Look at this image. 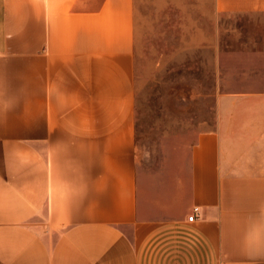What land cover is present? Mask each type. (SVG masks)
I'll return each mask as SVG.
<instances>
[{
    "label": "crops",
    "instance_id": "obj_1",
    "mask_svg": "<svg viewBox=\"0 0 264 264\" xmlns=\"http://www.w3.org/2000/svg\"><path fill=\"white\" fill-rule=\"evenodd\" d=\"M144 2L0 0V264H264V0L186 5L207 116L168 195L135 164Z\"/></svg>",
    "mask_w": 264,
    "mask_h": 264
},
{
    "label": "rangeland",
    "instance_id": "obj_2",
    "mask_svg": "<svg viewBox=\"0 0 264 264\" xmlns=\"http://www.w3.org/2000/svg\"><path fill=\"white\" fill-rule=\"evenodd\" d=\"M192 1L145 0L139 15L135 164L147 195H168L188 179L190 148L207 116L202 47L187 43Z\"/></svg>",
    "mask_w": 264,
    "mask_h": 264
},
{
    "label": "built area",
    "instance_id": "obj_3",
    "mask_svg": "<svg viewBox=\"0 0 264 264\" xmlns=\"http://www.w3.org/2000/svg\"><path fill=\"white\" fill-rule=\"evenodd\" d=\"M198 211H199V207H195V208L193 209V212H192L191 215L189 216V220H190V221L195 219V216H196V214L198 213Z\"/></svg>",
    "mask_w": 264,
    "mask_h": 264
}]
</instances>
